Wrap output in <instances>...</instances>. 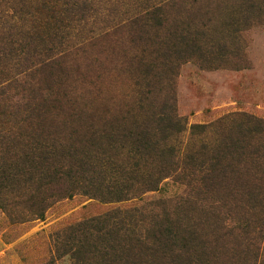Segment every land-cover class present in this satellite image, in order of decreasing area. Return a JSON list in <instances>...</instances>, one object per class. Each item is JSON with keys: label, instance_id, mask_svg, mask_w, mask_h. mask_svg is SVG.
Segmentation results:
<instances>
[{"label": "trees", "instance_id": "16d2710c", "mask_svg": "<svg viewBox=\"0 0 264 264\" xmlns=\"http://www.w3.org/2000/svg\"><path fill=\"white\" fill-rule=\"evenodd\" d=\"M218 14L248 29L264 0H0V207L24 223L79 194L115 205L42 264H264V119L178 113L183 65L249 66ZM117 72L132 91L97 100Z\"/></svg>", "mask_w": 264, "mask_h": 264}, {"label": "rangeland", "instance_id": "374dc122", "mask_svg": "<svg viewBox=\"0 0 264 264\" xmlns=\"http://www.w3.org/2000/svg\"><path fill=\"white\" fill-rule=\"evenodd\" d=\"M215 24L221 27L216 38L231 43L232 47H240L249 66L240 70L230 66L206 70L194 62L183 65L176 81L180 117L188 126L210 124L228 114L241 112L264 119V21L248 29L228 28L230 18L218 14ZM101 84V93L94 94L101 102L119 104L124 95L132 91L126 76L119 72L107 73ZM164 185V193L178 190L170 180ZM153 196L162 194L148 197ZM114 206L79 194L55 204L43 220L24 223L12 222L0 207V264L45 263L52 256V236L57 231L102 215Z\"/></svg>", "mask_w": 264, "mask_h": 264}]
</instances>
